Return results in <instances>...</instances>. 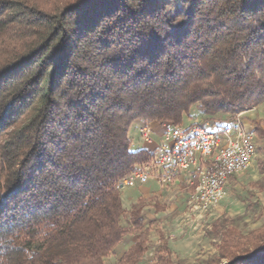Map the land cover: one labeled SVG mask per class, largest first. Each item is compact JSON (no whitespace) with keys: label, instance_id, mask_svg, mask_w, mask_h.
<instances>
[{"label":"trees","instance_id":"16d2710c","mask_svg":"<svg viewBox=\"0 0 264 264\" xmlns=\"http://www.w3.org/2000/svg\"><path fill=\"white\" fill-rule=\"evenodd\" d=\"M183 1L0 0V264H106L132 234L117 264H140L150 229L139 208L122 224L118 188L151 158L132 125L264 104V0ZM220 251L264 264V229Z\"/></svg>","mask_w":264,"mask_h":264},{"label":"rangeland","instance_id":"374dc122","mask_svg":"<svg viewBox=\"0 0 264 264\" xmlns=\"http://www.w3.org/2000/svg\"><path fill=\"white\" fill-rule=\"evenodd\" d=\"M165 2L172 8L174 15L185 11V1L183 0H176L175 3L172 0H165ZM247 112L250 111L240 113L237 117H240L243 121ZM190 113V116H184L183 123L180 126L189 127L204 123L210 127H215L213 124L216 122L229 123L235 119L233 118L234 115L227 113H219L214 117H204L200 114L197 106L193 107ZM251 115L255 118L253 120L254 130L256 125L262 124V122L264 130V107L257 109ZM256 136L258 151L255 161L249 169L230 180L227 196L218 205V211H211L214 214L213 216H210L211 213L204 214V217H193L192 221L182 219L175 227L159 226L152 229L150 220H155L157 213L164 212L169 202H174V198H172L173 201L163 202L150 199L134 207L141 209V211H143L141 207L145 208V214L143 215V212H141L144 218V226L146 229H150L149 249L142 257L140 264H161V258L166 256L163 251L165 242L171 250L172 260L175 264H229L228 259L222 258L220 251L225 230L232 228L243 236H248L254 231L264 229V137L257 133ZM1 141L2 139H0ZM142 142L145 141L142 140ZM167 191L168 194L174 195L173 189L168 188ZM178 191L191 196L194 193V187L188 189L179 186ZM124 192V189L121 190L122 194ZM187 208L188 212L200 214L190 205V197ZM132 211L133 209L125 210L122 219L124 226L129 225ZM188 227L189 230H186ZM126 239L127 241H123L114 253L105 259L106 264H117L121 257L137 244L135 241H138L139 235L132 234L124 240Z\"/></svg>","mask_w":264,"mask_h":264},{"label":"built area","instance_id":"2783aa9c","mask_svg":"<svg viewBox=\"0 0 264 264\" xmlns=\"http://www.w3.org/2000/svg\"><path fill=\"white\" fill-rule=\"evenodd\" d=\"M162 130L164 139L150 154V161L135 166L119 182L120 190L145 185L152 176L171 183L179 172L190 171L194 186L190 205L203 216L221 203L230 180L249 169L257 157L256 132L240 117L215 127L166 123ZM140 132L143 141H152L149 122L141 126Z\"/></svg>","mask_w":264,"mask_h":264},{"label":"crops","instance_id":"0c3cea01","mask_svg":"<svg viewBox=\"0 0 264 264\" xmlns=\"http://www.w3.org/2000/svg\"><path fill=\"white\" fill-rule=\"evenodd\" d=\"M264 107V104L259 107L250 110L244 116L243 123L246 127L250 129H254L253 120L255 118L252 117L251 113L257 111ZM149 122L152 127V141L150 143L142 142L140 128L144 123ZM251 126V127H250ZM130 140L132 142L133 150H146L150 154L162 143L163 130L162 125L158 123H154L146 120H138L136 121L131 129H130ZM193 174L190 171H182L179 172L173 179L171 183H163L157 179V177L152 176L150 181L145 185H139L135 188H126L125 192L122 194V202L125 210L134 209L138 204L149 201L150 199H157L159 202L163 201H171L174 198V202H169L168 207L164 212L157 213L155 216V220H150V224H152L151 228L155 229L159 226L162 227H175L178 225V222L182 219L191 220L193 217H204L202 215H197V212H188L187 202L189 200L190 194L180 193L178 191L179 186L183 188H190L192 186ZM170 188L174 190L173 194H168L167 189ZM173 201V200H172ZM143 211V215L145 214V208L141 207ZM219 206H217L214 210L218 211ZM221 214L222 212H214ZM213 212L210 216H213ZM190 223V222H189ZM189 230V227L188 229ZM124 241H127L124 240ZM137 242V241H135ZM125 243V242H124ZM134 245V244H133ZM131 245V246H133Z\"/></svg>","mask_w":264,"mask_h":264}]
</instances>
